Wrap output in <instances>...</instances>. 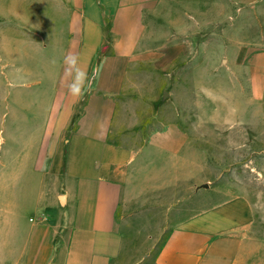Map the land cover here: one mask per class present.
Listing matches in <instances>:
<instances>
[{"label":"crops","instance_id":"obj_1","mask_svg":"<svg viewBox=\"0 0 264 264\" xmlns=\"http://www.w3.org/2000/svg\"><path fill=\"white\" fill-rule=\"evenodd\" d=\"M0 21L1 101L22 105L24 90L11 87L32 79L41 86L35 100L51 102L43 136L31 135L14 161L37 178L32 207L41 217L26 231L19 220L11 225L3 241L10 264H264V192L229 184L225 172L205 208L181 218L173 213L179 202L170 205L154 256L128 248L138 238L128 229L148 222L122 216L142 197L177 198L179 180L194 194L205 173L191 171L204 148L186 121L193 101L184 112L169 89L145 95L134 72L151 70L160 85L201 86L202 116L212 114V92L236 93L234 114L258 116L251 111L264 103V0H0ZM69 54L91 81L80 98L68 91ZM171 100L177 106L163 121ZM17 198L8 189L0 203L19 211Z\"/></svg>","mask_w":264,"mask_h":264},{"label":"rangeland","instance_id":"obj_2","mask_svg":"<svg viewBox=\"0 0 264 264\" xmlns=\"http://www.w3.org/2000/svg\"><path fill=\"white\" fill-rule=\"evenodd\" d=\"M28 7L30 8L29 5ZM5 10L6 7L2 13ZM38 57L44 59L45 53H41ZM7 61H9L8 58ZM134 73L132 78H134L137 88L143 89L141 92H146L145 95L157 98L163 89H169L174 95L173 99H178L180 104L179 110H184V112H186L188 106L186 102L187 98L193 101L196 111L194 110L193 113V109L190 110L193 115L186 118V121L195 126V140L200 141V144H204V148H201L200 145L195 150L196 164L194 170L191 168L194 177L200 176L202 169L205 172L201 180L194 181V194L190 195V184L179 180L177 185L173 184L178 190L179 195L177 198L175 196H163L162 198L148 197L147 199L142 197L140 201L134 204L129 203L132 205H128L127 209L122 212L124 218H130V220L138 223L148 222L145 229H140L139 225L136 228L128 229L133 234L129 235V238L138 237L133 242H131L132 239L129 240L130 244H128V248L133 249L135 246L136 252L139 254L141 253L139 245H142V247H147L148 254L154 256L155 251H157L169 231L165 226L172 219L171 213L168 212L170 205L179 202L176 205L177 210L173 213L181 218L205 208L212 199H215L214 194L216 193L212 189L217 188L218 177L222 173L225 172L227 174L229 184L234 185L235 182H238L246 187L257 188L264 192V103L258 109L251 111L252 113L257 112L258 116L248 115V110H243V113L246 115H235L234 104L239 95L233 92V94L225 97L219 92L216 94L212 92V114L210 117L202 116V99L197 91H201V86H186L181 83L178 85H160V76L154 74L151 70H142L141 74L138 71ZM147 73L149 74L146 75ZM139 78L143 84H139ZM2 82L3 78L0 77V87L5 91L4 85L1 84ZM28 83H31V85L27 86ZM33 83V80L29 79L20 86L13 87L12 85V90H24L22 96L25 99L22 100V105L13 101L11 103L7 99L1 101L0 94V197L4 198L5 192L9 189V193H15L19 197L17 198L18 203L20 202L19 211L13 210V212L5 204L0 203V264L11 263V245L8 244L11 237V225L16 220H19L24 226L23 230L26 231L28 228L26 224H30L29 220H33V218L37 220L41 217V212L34 210L35 207H32L35 198H37V178H34L33 172L25 171L26 166H19L18 163L14 162L22 152V155H24L26 151V148L23 150L22 145L25 143L29 144L32 136L41 138L43 133L40 130L43 126L49 124L48 119L50 118H48L47 113H49V103L51 102L49 98L45 99L44 97L41 100H35L33 91H39L41 86ZM149 83L150 85H148ZM213 87L217 88L219 86L213 85ZM9 88L10 86L8 85ZM6 96L9 97L7 93ZM36 97L40 98L37 95ZM5 98L3 96V99ZM220 102H225L223 104L224 108L219 107ZM197 103H200V105ZM174 104L176 107V101L174 103L171 100L163 105L162 116L164 119L161 116L163 121L172 119ZM182 104L184 108H181ZM130 105V107H137L134 103ZM156 125L157 127L159 126L158 122L152 126V129ZM30 128L36 129L37 132L30 134ZM207 163L209 165H206ZM206 181H209L207 183L210 185L206 187L209 189L207 191L205 187H200V182L205 183ZM152 183L154 182H149V185ZM211 187L213 188L211 189ZM187 192L189 196L184 197ZM132 196L127 199V202H131L134 200L133 198L137 199L135 196ZM144 200H146V203H144ZM156 202H161L158 204H161L162 207L155 206ZM143 209H146V212H140ZM144 240H146L145 244ZM3 241H7L8 243Z\"/></svg>","mask_w":264,"mask_h":264},{"label":"clouds","instance_id":"obj_3","mask_svg":"<svg viewBox=\"0 0 264 264\" xmlns=\"http://www.w3.org/2000/svg\"><path fill=\"white\" fill-rule=\"evenodd\" d=\"M65 63L68 65L69 74L72 77L71 83L68 85L69 93L77 98L83 97L86 91L91 90L88 73L79 67L78 57L74 54L66 56ZM94 75L98 77L99 70H95Z\"/></svg>","mask_w":264,"mask_h":264}]
</instances>
